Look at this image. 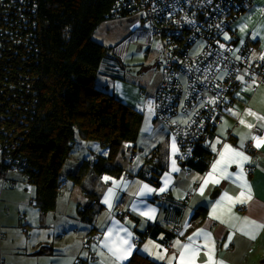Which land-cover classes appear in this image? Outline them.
<instances>
[{
    "label": "trees",
    "instance_id": "obj_1",
    "mask_svg": "<svg viewBox=\"0 0 264 264\" xmlns=\"http://www.w3.org/2000/svg\"><path fill=\"white\" fill-rule=\"evenodd\" d=\"M189 1L174 0L176 12L197 20L200 33L177 38L181 44L175 53L182 62L192 58L189 49L199 38L205 43L204 49L230 41L233 22L250 8L246 0H217L219 7H210L195 16ZM199 1L202 0H194V5ZM137 2L0 0V184L10 181L15 187L17 182L9 174L20 172L35 185L33 201L43 212L55 207L63 183L62 166L79 136L97 141L107 154L84 159L76 171L68 172L66 176L75 184L93 172L98 176H121L124 169L116 158L127 150L133 154L137 151L143 112L118 99L109 88L96 85L99 74L124 81L118 77L124 75V62L115 52L117 45L107 46L93 37L104 20L140 12ZM166 32L169 35L176 30ZM163 40L165 44L167 39ZM210 111L199 104L191 112L183 107L177 112V118L191 113L189 118L176 121L188 122L189 132L185 139L178 137V142L179 161L189 170L206 171L215 155L209 147V138L216 132L215 117ZM219 117L217 114L216 119ZM162 173L163 166L158 164L153 150L138 176L159 187ZM99 209L102 205L97 209L96 204L77 207L79 216L89 224ZM206 209L198 207L194 218L205 215ZM94 231L96 227H91L89 234ZM160 231L165 232V242L178 232L157 223L144 232L135 227L139 243L146 237H157ZM124 264L167 263L136 251Z\"/></svg>",
    "mask_w": 264,
    "mask_h": 264
},
{
    "label": "crops",
    "instance_id": "obj_2",
    "mask_svg": "<svg viewBox=\"0 0 264 264\" xmlns=\"http://www.w3.org/2000/svg\"><path fill=\"white\" fill-rule=\"evenodd\" d=\"M231 31L232 36L231 34L228 36L233 38L237 47L246 44L250 51V58L264 64V60H259L261 56H264V0L253 1L249 10L233 22ZM116 54L119 58L117 52ZM111 85L114 88L113 93L118 94L117 97L124 102L128 100L133 104L132 106L141 111L140 101L135 102L131 95L134 87L122 80L113 81ZM106 86L110 89L109 84ZM236 95L237 98L232 106L234 109H230L227 116H222V122L216 128L214 135L209 138V147L215 155L206 171L199 172L183 167L177 159L179 152L177 139L166 125L156 120L157 115L154 113L155 115L151 114L143 118L135 144L138 151L133 158V152L127 150V155H124L120 163L124 169L121 176L109 174L98 176L93 172L91 175L95 178V188L91 189L93 191L91 197L90 193L87 194L88 188L86 190L82 184L79 198L73 194V188L68 198L76 203L74 211H77L78 205L83 207L96 204V209L102 205V209L98 210L94 219L99 226L96 228L100 232L99 236L94 233L95 258H90V255L83 256L81 260L85 262L82 264H98L102 251L112 259L108 264H124L136 251L167 264H181L179 257L183 250L182 246L189 243H192L193 247L200 246V251L196 254L193 264H208L209 255L212 256L214 264H221V262L223 264H255L256 260L264 263V228L250 224L251 221H255L256 225H264V146L255 147V141L252 139L253 136L264 134V121L257 119V116H264V80L255 87L244 81ZM249 111L256 115H248ZM186 117L189 118V115L179 116V118L176 116L174 121H181ZM241 120L244 123H241ZM248 124L258 125L261 131L254 132L253 127H247ZM225 145L243 151L249 157V160L243 163L242 178H238L241 177L240 165L232 163L227 167V178L220 177L219 173H216L220 178V183L209 182L205 186L203 181L212 172V166L219 159V154L224 151ZM248 145L252 150H256L255 158H251L252 152L247 149ZM153 150H156L158 164L163 166L159 187L138 176L145 164L146 155ZM249 163L254 168L251 174L247 173ZM104 177L111 179L105 181ZM245 180L251 189L250 200H245L244 203H233L223 199L225 193L233 200L240 196L241 191L247 193V189L242 188ZM145 185L153 191L149 192L144 189ZM161 188L164 191H160ZM201 188H203V193H201ZM109 189L113 192L111 197H108ZM142 190L143 195L140 194ZM162 196L166 198L163 199ZM106 198L111 207L105 203ZM218 203L219 207H217ZM200 206L207 208L205 215L194 218V213ZM214 208L220 219L213 218ZM151 209H155V212H151ZM141 213H149L153 218L149 219L148 215ZM72 217L73 215H67V218ZM133 218L137 220L136 224H133ZM80 219L81 223H86L89 228L94 223L93 221L89 224L81 217ZM154 223L168 230L179 226V230L169 242L164 241L165 232L160 231L157 237H146L139 243L135 237V227L144 232ZM66 224L64 234L72 226L71 220H67ZM200 229L210 233L208 240L204 236H195ZM89 231L90 229L86 234H89ZM128 233L131 235L129 236ZM252 235H255V239L251 238ZM190 236L193 237V241H189ZM118 237L125 238L133 245L131 253L123 260H117L104 246L105 243L114 240L116 244H119ZM83 241L85 238L81 236V247L77 253L72 254L71 262L74 264L82 256ZM177 241L180 242L181 247L177 246ZM205 244L208 247H204Z\"/></svg>",
    "mask_w": 264,
    "mask_h": 264
},
{
    "label": "rangeland",
    "instance_id": "obj_3",
    "mask_svg": "<svg viewBox=\"0 0 264 264\" xmlns=\"http://www.w3.org/2000/svg\"><path fill=\"white\" fill-rule=\"evenodd\" d=\"M253 1L255 0H251L250 6L253 5ZM141 16L142 14L137 12L128 16L106 19L97 27L93 37L107 46L117 45L115 52L120 56L119 59L124 62L123 66L126 69V72H123L124 75L118 77L134 87L131 95L135 102L136 100L140 101V109L144 117H148L151 114L155 115L153 112L155 111V94L164 79L166 67L169 64L166 52L169 44L164 45L162 38L153 34L144 25ZM230 43H235L233 38L230 39ZM244 45L246 44L240 47L236 45V48L242 49ZM204 47L205 43L198 40L189 49V55L191 57L196 56L202 52ZM116 80L119 81V79L99 74L96 78V85L103 89L107 88L106 84H109L110 90L113 92L114 88L111 83ZM221 88L226 90L227 85L221 84ZM126 102L127 105H133L128 100ZM182 106L183 104L180 105V110ZM232 106L233 104L221 113V118L223 115L224 117L227 116L230 109H234ZM195 107V105L187 106L185 110L191 112ZM176 115L173 119L176 118ZM156 120L160 121L158 116H156ZM166 127L174 135L170 127L167 125ZM136 153H134L133 158H135ZM101 154H107V150L102 148L97 141L85 140L80 136L75 139L71 155L66 159L61 169L63 183L59 195H62L56 199L55 207L46 212L41 211L36 202L33 201L36 192L35 185L28 182L20 172H10L9 178L14 179L17 185L12 187L10 181L3 186L0 184V264H74L71 262V258L72 254L77 253L81 247V236L85 238V241H83L82 256L76 264L85 262L81 260L84 258L83 256L88 257L90 255V258H95V234L86 233L89 229L91 231V227L99 226H97L96 221L90 228L86 223L82 224L78 212L74 211L76 203L71 202L68 198L73 188L75 197H80L81 184L86 190L88 188L87 194L90 193L89 196L91 197V189L95 188V178L89 173L81 183L75 184L66 175L70 171H76L84 159H92L95 155ZM121 155L115 160L119 164L123 161L124 155L127 154ZM147 156L148 154L145 161ZM248 166L252 167L251 163ZM65 214L73 215V217L67 218ZM67 220H71V227L73 228L70 227L69 231L64 234ZM86 227H88L87 230ZM94 233L97 236L100 235L97 228ZM100 255L101 259L98 264L111 262L112 259L103 251ZM255 264L264 263L256 260Z\"/></svg>",
    "mask_w": 264,
    "mask_h": 264
},
{
    "label": "built area",
    "instance_id": "obj_4",
    "mask_svg": "<svg viewBox=\"0 0 264 264\" xmlns=\"http://www.w3.org/2000/svg\"><path fill=\"white\" fill-rule=\"evenodd\" d=\"M246 2L249 7L251 0H246ZM189 4L194 6L195 16H201L204 10L210 7L220 6L217 0L213 2L202 0L197 3L198 5H194V0H190ZM137 7L144 17V25L153 34L159 35L162 40L167 39L164 45L169 44L166 50L169 64L166 67L164 79L155 94V113L163 124L170 127L177 141L178 137L185 139L189 132V128L186 127L188 122L173 121L181 104L184 110L187 106L197 107L199 104L211 108V116L215 117L217 127L221 123V113L235 102L238 87L242 82L246 81L255 87L264 80V64L250 58L247 45H244L242 49L236 48L235 43H230V41L213 44L190 58L189 61L182 62L175 53L178 52L177 47L181 44L177 38L181 35L194 37L200 34L197 20L183 17L181 12H176L177 5L174 4V0H138ZM179 9L182 10L184 7L179 6ZM172 30H176V33L167 35L166 31L171 32ZM172 50L173 53L170 52ZM240 77H243V80ZM221 84L227 85V89L223 90ZM217 114H220V117L216 119ZM253 129L257 133L261 131L257 125H254ZM247 149L252 152L251 158H255L256 150H252L250 145ZM180 152L179 150L177 159H179ZM253 171V167H247V173L251 174ZM162 198L166 197L162 196ZM178 230L179 226H176L175 231Z\"/></svg>",
    "mask_w": 264,
    "mask_h": 264
},
{
    "label": "snow or ice",
    "instance_id": "obj_5",
    "mask_svg": "<svg viewBox=\"0 0 264 264\" xmlns=\"http://www.w3.org/2000/svg\"><path fill=\"white\" fill-rule=\"evenodd\" d=\"M260 59L264 60V56H261ZM241 80H243V77H240ZM248 115H256L255 113L249 111ZM258 120L264 121V116H257ZM241 123H244L243 120H241ZM247 127L252 128L253 125L248 124ZM252 139L255 141V147L259 148L261 146H264V134L261 136H253ZM243 147V143L241 144V148ZM249 157L244 154L243 151H239L237 149L232 148L230 145H225L224 146V151L219 154V159L213 164L212 166V172H210L207 176V178L204 179L203 184L206 186L209 182H212L214 184H219L220 183V178L217 177L216 173H219L220 177H226V170L227 167L232 164V163H237L241 167V177L242 178V173H243V163L245 161H248ZM176 170V169H174ZM111 179L110 177H104L105 181H108ZM242 188L247 189V193L245 191H241L240 196L237 197L235 200H233L232 197L228 196L227 193L224 194L223 199L231 201L233 203L239 202V203H244L245 200H250L251 199V189L250 186L247 184V181L245 180L244 183L242 184ZM144 189H147V191H153V189L148 188L147 185L144 186ZM160 191H164L163 188L160 189ZM201 193H203V188H201ZM143 195V190L140 193ZM113 195L112 189H109L108 191V197H111ZM105 203L109 204V207H111V204L109 200L106 198ZM219 207V203L217 205ZM151 212H155V209H151ZM228 211H231V208H228ZM142 215H148L149 219H152L153 216L149 215V213H141ZM213 218L214 219H220V216L216 215V209L214 208L213 210ZM223 222V221H222ZM251 225H254L256 227L264 228V225H256L255 221L250 222ZM124 231H127L124 229ZM130 236L131 233H128ZM196 237L204 236L206 240L210 238V233H206L204 229H200L195 233ZM252 239H255V235H252ZM120 243L116 244V241H112L110 243H105V247L108 248V250L113 254V256L116 257L117 260H123L126 259L127 256L131 253L133 245L128 243V241L123 238V237H118L117 238ZM189 241H193V237L188 238ZM177 246L181 247L180 242L177 241ZM204 247H208L207 244L204 245ZM182 251L180 253V261L181 264H193L194 259L196 254L200 251V246L197 245L193 247L192 243L185 244L182 246ZM163 258V257H160ZM208 264H214L213 258L211 255L208 257ZM223 264V262H221Z\"/></svg>",
    "mask_w": 264,
    "mask_h": 264
}]
</instances>
